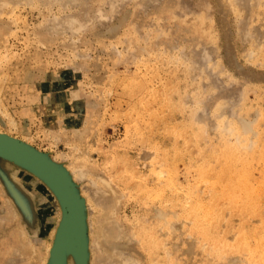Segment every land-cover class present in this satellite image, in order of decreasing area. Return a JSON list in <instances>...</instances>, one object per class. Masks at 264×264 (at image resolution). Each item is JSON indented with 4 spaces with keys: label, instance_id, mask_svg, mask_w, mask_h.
<instances>
[{
    "label": "rangeland",
    "instance_id": "374dc122",
    "mask_svg": "<svg viewBox=\"0 0 264 264\" xmlns=\"http://www.w3.org/2000/svg\"><path fill=\"white\" fill-rule=\"evenodd\" d=\"M11 144L0 264H264V0H0Z\"/></svg>",
    "mask_w": 264,
    "mask_h": 264
},
{
    "label": "water",
    "instance_id": "95a60500",
    "mask_svg": "<svg viewBox=\"0 0 264 264\" xmlns=\"http://www.w3.org/2000/svg\"><path fill=\"white\" fill-rule=\"evenodd\" d=\"M1 141H7V140H1ZM0 156H3L5 158H9L11 160H22L23 162H26L29 166H32L35 169V171L38 174H40V176H42V178L45 179V181L49 184V186L54 190V192L58 196V198L62 204V207H63L64 202L61 198L62 197V191L58 192L57 188L55 187L54 181H52V179L50 178V175L48 174L49 171H51L50 168L62 171L61 167L55 165L53 162H51L47 158L41 156V154L33 152L32 150H29L28 148L21 146V145H17V144H11V146H0ZM61 173L65 176L64 170ZM58 175L64 181L63 177L60 174H58ZM65 183H63V184H65ZM69 184H70V182H69ZM69 189H70V187H69ZM70 190L73 193L72 196H74L76 199H79V196H77L76 192H74L75 189L71 188ZM66 191H67V189L65 191H63V194L66 193ZM67 192H69V191H67ZM63 210H64V208H63ZM67 210H68V207H67ZM65 211L66 210H64V218H63L64 220L61 224V228H60L59 233H58L57 246L59 248H61L62 244H64V246L66 248V252L68 254H75V252H77L76 251L77 249H82L84 246L85 233H84L83 239L81 238L82 240L79 243V245H81V246L76 245V247L74 249L73 248L68 249V245L65 241L66 238H63V237H64V234H68V231H69L68 224H70L71 221H70V218H69V220L66 219L67 213L65 214ZM61 263H62V258H57L56 264H61Z\"/></svg>",
    "mask_w": 264,
    "mask_h": 264
},
{
    "label": "bare ground",
    "instance_id": "6f19581e",
    "mask_svg": "<svg viewBox=\"0 0 264 264\" xmlns=\"http://www.w3.org/2000/svg\"><path fill=\"white\" fill-rule=\"evenodd\" d=\"M230 151H231V150H230ZM230 151H229V152H230ZM261 151H262V150H261ZM222 153H223V152H222ZM260 154H262V153H260ZM236 155H237V152H236ZM239 155H240V154H239ZM245 155H246V154H245ZM223 156L225 157V155H223ZM242 156H243V155H242ZM238 157H239V156H238ZM258 157H259V156H258ZM230 158H231V157H230ZM242 158H243V157H242ZM263 158H264V157H263ZM228 159H229V158H228ZM235 160H236V158H235ZM249 161H250V160H249ZM245 162H246V161H245ZM219 164H220V163H219ZM221 166H222V165H221ZM232 166H233V165H232ZM235 168H236V167H235ZM232 170H233V169H232ZM232 170H231V171H232ZM251 170H252V169H251ZM224 172H225V171H224ZM224 172H223V173H224ZM227 172L230 173V171H227ZM227 172H225V173H227ZM56 174H57V173H56ZM61 175H62V174H61ZM223 175H224V174H223ZM226 175H227V174H225L224 176H226ZM228 175H229V174H228ZM234 175H235V174H234ZM246 175H247V174H246ZM200 176H201V175H200ZM205 176H206V175H205ZM207 176H208V175H207ZM236 176H237V175H235L234 177H236ZM171 178H172V177H171ZM229 178H230V177H229ZM229 178H228V179H229ZM231 178L233 179V176H232ZM231 178H230V180H231ZM212 179H213V178H212ZM228 179H227V180H228ZM220 180H221V179H220ZM223 180H224V178H223ZM223 180H222V181H223ZM234 180H235V178H234ZM60 181H61V180H60ZM65 181H67V180H65ZM215 181H216V180H215ZM217 181H218V180H217ZM199 182H200V181H199ZM218 182H219V181H218ZM218 182H216V183H218ZM233 182H234V181H233ZM235 182H236V181H235ZM66 183H67V182H66ZM228 185H229V184H228ZM228 185H227V186H228ZM220 186H221V185H220ZM232 186H233V185L231 184V189H232V191H235L236 188L233 186V187H234V189H233ZM235 186L237 187V185H235ZM58 187H59V186H58ZM261 187H262V186H261ZM59 188H60V187H59ZM227 188H228V187H227ZM261 190H262V189H261ZM236 191H237V190H236ZM225 192H226V191H225ZM239 192H240V191H239ZM258 194H259V192H258ZM66 195H67V194H66ZM70 195H71V194H70ZM217 195H218V194H217ZM221 195H222V194H221ZM229 195H230V194H229ZM261 195H263V194H260V196H261ZM234 196H235V194H234ZM237 196H238V195H237ZM237 196H235V197H237ZM240 196H241V194H240ZM247 196H248V195H247ZM258 196H259V195H258ZM263 196H264V195H263ZM66 197H67V196H66ZM241 197H242V196H241ZM241 197H240V199H241ZM64 198H65V197H64ZM224 198H225V197H224ZM231 198H232V197H231ZM243 198H244V197H243ZM252 198H253V197H252ZM257 198H258V197H257ZM263 198H264V197H263ZM70 199H72V198L70 197ZM215 199H216V198H215ZM225 199H226V198H225ZM254 199H255V197H254ZM72 200H73V199H72ZM151 200H152V199H151ZM228 200H229V199H227V201H228ZM231 200H232V199H231ZM258 200H259V199H258ZM261 200H262V199H261ZM261 200H260V201H261ZM214 201H215V200H214ZM240 201H241V200H240ZM240 201H239V202H240ZM72 202L74 203V200H73ZM209 202H210V201H209ZM209 202H208V204H209ZM211 202H213V200H212ZM237 202H238V201H237ZM254 202H255V201H254ZM73 203H72V204H73ZM66 204H67V203H66ZM74 204H77V206H78V203H74ZM213 204L215 205V203H213ZM216 204H218V203H216ZM227 204H228V203H227ZM229 204H230V202H229ZM229 204H228V205H229ZM256 204H257V203H256ZM259 204H260V202H259ZM211 205H212V203H211ZM228 205H227V207H228ZM235 205H236V204H235ZM238 205L241 206V203H240V204L238 203ZM261 205H262V204H261ZM261 205H260V206H261ZM209 206H210V205H209ZM215 206H216V205H215ZM218 206H219V205H218ZM255 206H256V205H255ZM255 206L253 205V209H254ZM260 206H259V207H260ZM79 207H80V205L78 206V208H79ZM195 207H196V206H195ZM195 207H194V208H195ZM210 207H212V206H210ZM213 207H214V206H213ZM259 207H258V208H259ZM76 208H77V207H76ZM78 208H77V209H78ZM207 208H208V207H207ZM214 208H215V207H214ZM214 208H213V209H214ZM217 208H218V207H217ZM221 208H222V207H221ZM246 208H247V207H246ZM209 210H211V208H209ZM209 210H208V212H211V211H209ZM221 210H222V209H221ZM241 210H242V209H241ZM247 210H248V209H247ZM73 211H74V210H73ZM188 211H189V210H188ZM197 211H199V209H198ZM206 211H207V210H206ZM249 211H250V209H249ZM256 212H257V209H256ZM259 212H260V211L258 210V213H259ZM71 213H72V211H71ZM77 213H78V212H77ZM77 213H76L75 215H77ZM204 213H205V212H204ZM214 213H215V212H214ZM219 213H220L219 216H221L222 211L219 212ZM201 214H202V213H201ZM72 215H73V214H72ZM75 215H73V216H75ZM79 215L81 216L80 213L78 214V216H79ZM209 215L211 216V214H210V213L208 214V218L210 217ZM216 215H217V214H216ZM80 216H79L78 218H80ZM219 216H216V217H219ZM205 217H206V216H205ZM205 217H204V218H205ZM192 218H193V217H192ZM219 218H220V217H219ZM73 219H74V217H73ZM194 219H195V218H194ZM210 219H211V217H210ZM76 220H77V219H76ZM195 220H196V219H195ZM207 220H208V219H207ZM215 220H216V219H215ZM78 221H79V220H78ZM81 221H82V220H81ZM212 221H213V220H212ZM75 222H76V221H75ZM196 222H197V220H196ZM196 222H195V223H196ZM261 222H262V221H261ZM204 223H206V222H204ZM209 223H210V222H209ZM81 225H82V224H81ZM199 226H200V225H199ZM80 227H82V226H80ZM81 230H82V229H81ZM72 232H73V231H72ZM244 232H245V231H244ZM254 232H255V231H254ZM256 232H257V231H256ZM72 234H73V233H72ZM74 234H75V232H74ZM247 234H248V233H247ZM255 234H256V233H255ZM75 235H76V234H75ZM75 235H73V236H75ZM81 235H82V232H81V234H80V237H82ZM158 235H159V234H158ZM243 235H244V234H243ZM251 235H252V234H251ZM76 236H77V235H76ZM247 236H248V235H247ZM247 236H246V234H245L246 239H247ZM243 237H244V236H243ZM245 237H244V240H245ZM209 238H210V237H209ZM248 238H249V237H248ZM244 240H243V242H244ZM246 241H247V240H246ZM225 242H226V241H225ZM243 242H242V243H243ZM220 243H223V242H220ZM239 243H241V242H239ZM239 243H238V244H239ZM247 243H248V242H247ZM225 244H227V243H225ZM238 244H237V247H238ZM243 244H244V243H243ZM243 244H242V245H243ZM245 245H246V242H245ZM257 245H258V244H257ZM221 246L223 247V244H221ZM234 246H235V248H237L236 245H234ZM234 246H232V247H234ZM227 247H228V246H227ZM227 247H226V248H227ZM232 247H231V248H232ZM245 247H246V250H248V249H247V248H248L247 245H246ZM229 248H230V247H229ZM242 248H243V247H242ZM232 249H233V248H232ZM249 249H250V247H249ZM257 249L259 250V247H257ZM238 251H239V250H238ZM238 251H237V252H238ZM250 251H251V249L249 250V252H250ZM262 251H263V249H262ZM246 252H247V254H248V251H246ZM253 252H254V251H253ZM253 252H252V253H253ZM253 257H254V256H253ZM257 257H258V256H257ZM246 258H247V257H246ZM260 260H262V259H260ZM254 261H255V260H254Z\"/></svg>",
    "mask_w": 264,
    "mask_h": 264
}]
</instances>
